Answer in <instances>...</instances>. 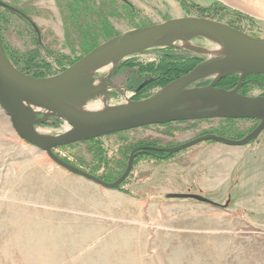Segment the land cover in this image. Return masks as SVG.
<instances>
[{"label":"rangeland","instance_id":"obj_1","mask_svg":"<svg viewBox=\"0 0 264 264\" xmlns=\"http://www.w3.org/2000/svg\"><path fill=\"white\" fill-rule=\"evenodd\" d=\"M0 1L24 10L33 32L10 18L2 30L8 47L19 53L32 51L35 35L48 64L46 76L62 72L67 65L63 56L74 53L65 42L56 1ZM125 2L138 24L199 17L264 38V0ZM109 23L120 34L137 29L125 17ZM189 45L215 47L202 38H193ZM44 46L62 55L57 57L61 61L43 51ZM206 57L183 44L129 57L113 70L106 96L98 95L87 104L105 98L113 107L143 100L165 87L173 72ZM108 72L110 66L95 72V84ZM146 81L152 82L135 93ZM201 81L207 86L211 79ZM237 84L238 79L228 91ZM238 92L264 97V76L245 77ZM258 123L207 119L152 125L58 147L52 153L85 172L103 175L107 167L127 165L137 147L173 148L207 134L241 140ZM35 130L53 136L66 131L64 123L49 117ZM128 143L139 146L128 151ZM95 146L106 155L105 165L93 154ZM141 153L135 155L127 178L116 189H105L66 171L18 137L0 108V264H264V129L244 146L204 141L167 157ZM172 194L199 195L213 204L168 199Z\"/></svg>","mask_w":264,"mask_h":264},{"label":"water","instance_id":"obj_2","mask_svg":"<svg viewBox=\"0 0 264 264\" xmlns=\"http://www.w3.org/2000/svg\"><path fill=\"white\" fill-rule=\"evenodd\" d=\"M0 7L19 13L1 1ZM193 38H202L221 47V54L209 56L208 50L189 45ZM176 44H183L185 49L207 57L187 74L143 100L106 106L100 111L84 109L89 100L107 94L106 77L95 84V72L106 66L113 71L129 57L155 48H172ZM232 75L238 76L234 89L217 88L219 81ZM253 75H264V38H254L226 24L199 17L170 19L117 35L59 74L38 79L22 74L13 66L0 40V108L9 118L14 132L29 145L45 152L56 165L105 189H116L127 178L139 152L172 155L204 141L244 146L254 140L264 129V97L243 96L238 92L242 80ZM206 79H211L207 86H194ZM151 82L142 83L135 93ZM38 115L41 118L38 119ZM48 117L58 119L70 129L54 136L38 133L35 126ZM207 119H251L259 123L241 140L207 134L173 148L137 147L131 151L123 174L112 183L101 181L52 153L58 147L136 128ZM167 198L213 204L194 194H172Z\"/></svg>","mask_w":264,"mask_h":264},{"label":"trees","instance_id":"obj_3","mask_svg":"<svg viewBox=\"0 0 264 264\" xmlns=\"http://www.w3.org/2000/svg\"><path fill=\"white\" fill-rule=\"evenodd\" d=\"M55 1L59 9V12L63 18L65 42L67 44V47L70 49V52L74 53L71 56H63V58L67 62L65 68L75 63L77 60H79L81 57H83L85 54H87L89 51H91L101 43L120 34L112 27L111 23H109V20L111 18H119V17L129 18V24H132L133 27L136 28L149 26L142 23L141 24L135 23V21L132 19L134 14L132 6L128 5L125 2V0H99L97 2H95L94 0H55ZM20 12L21 14L0 8V40L3 45L5 54L7 58L10 60V62L13 64V66H15L16 69L22 74L36 79L46 78L48 77L46 76V73L48 72L47 71L48 64L44 63L42 59L41 48L38 46V41L35 35H33V39L35 41L34 49L32 51H26L24 53H19L18 51L11 50L8 47V45L5 43L4 37L2 36V30H4V25L7 27V23L11 22V19L13 20V18L22 21L27 27V29L30 31V33H33L32 29L29 27L28 20L24 17L26 12L24 10H21ZM43 51H46L52 56H55L54 58H56L57 61H61L62 59L61 58L62 55L58 56L56 54L57 52H55L53 49L49 47L46 48L44 46ZM57 57L58 58L60 57L61 59L59 60ZM194 66L196 65L194 64ZM194 66H191L187 70H183L181 68L176 70L175 72L172 73L173 75L167 79V81L163 84V86L167 85L172 80L178 79L179 77L185 75ZM261 76L264 75H253V76H248L246 78H254ZM237 79H238L237 75L228 76L222 79L221 81H219L216 86L218 88L228 90L236 85ZM157 80L158 79H156V81ZM198 83L201 85L203 84L202 81ZM146 144L150 146L152 145L154 146V144L151 143H146ZM136 146H139V144L128 143L126 145L128 151L132 150ZM91 150L93 154H95V157L101 158L100 160L103 165L107 163V157L106 155H104L103 150L100 147L95 146L91 148ZM53 154L60 160L64 161L65 163L83 171L81 167L73 165L70 161H67L66 159L62 158L61 156H58L55 153ZM141 154H146L154 157L153 155L147 152H142ZM164 156L167 157V155L165 154ZM114 168L117 169H113V168L110 169L109 167L105 168L106 170L103 173V175H96L94 172H89V173L86 172V173L98 178L101 181L110 183L117 180L123 174L126 165L124 164L123 166L121 165Z\"/></svg>","mask_w":264,"mask_h":264},{"label":"bare ground","instance_id":"obj_4","mask_svg":"<svg viewBox=\"0 0 264 264\" xmlns=\"http://www.w3.org/2000/svg\"><path fill=\"white\" fill-rule=\"evenodd\" d=\"M209 52L208 55L209 56H214V55H218V54H221V47L219 46H215L213 49H210L208 50ZM111 68V67H110ZM125 101V100H124ZM127 101V100H126ZM128 103V102H127ZM106 101L104 99H98V100H95L93 102H90L88 103L86 106H85V110L86 111H100L102 109H104L106 107ZM37 111V110H35ZM70 128L65 125V130L68 131ZM65 131V132H66ZM42 133V132H41ZM44 134V133H43Z\"/></svg>","mask_w":264,"mask_h":264},{"label":"flooded vegetation","instance_id":"obj_5","mask_svg":"<svg viewBox=\"0 0 264 264\" xmlns=\"http://www.w3.org/2000/svg\"><path fill=\"white\" fill-rule=\"evenodd\" d=\"M113 74H114V71H111V72H108L107 73V75H106V81H105V83H106V86H105V90H110V88H111V78L113 77ZM198 83V82H197ZM194 85H196V84H194ZM199 87H201V85H198ZM203 86V85H202ZM140 153V152H139ZM138 154V153H137ZM136 154V155H137Z\"/></svg>","mask_w":264,"mask_h":264}]
</instances>
